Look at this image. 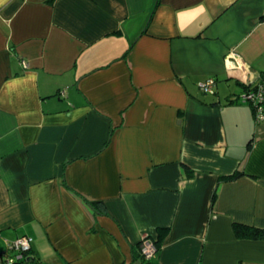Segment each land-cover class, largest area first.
<instances>
[{
	"label": "crops",
	"instance_id": "obj_1",
	"mask_svg": "<svg viewBox=\"0 0 264 264\" xmlns=\"http://www.w3.org/2000/svg\"><path fill=\"white\" fill-rule=\"evenodd\" d=\"M261 78L264 0H0V242L29 238L26 264H264L233 230L264 229V122L238 101Z\"/></svg>",
	"mask_w": 264,
	"mask_h": 264
},
{
	"label": "built area",
	"instance_id": "obj_2",
	"mask_svg": "<svg viewBox=\"0 0 264 264\" xmlns=\"http://www.w3.org/2000/svg\"><path fill=\"white\" fill-rule=\"evenodd\" d=\"M23 66H26L23 63ZM200 92L203 94H212L215 88V80L208 78L198 84ZM242 103L254 106L255 118L258 123L264 122V79H262L253 91L245 92L239 98ZM5 251L0 250V264H26L31 249V240L27 237H21L13 242H7ZM156 252V247L148 236L144 238L140 246V255L145 261L152 258Z\"/></svg>",
	"mask_w": 264,
	"mask_h": 264
},
{
	"label": "trees",
	"instance_id": "obj_3",
	"mask_svg": "<svg viewBox=\"0 0 264 264\" xmlns=\"http://www.w3.org/2000/svg\"><path fill=\"white\" fill-rule=\"evenodd\" d=\"M262 79H264V78H261V80ZM215 85H216V80H215ZM256 86L254 88H252V89L247 88L245 90V92H248V91H251V90L254 91L256 89ZM238 101H240V99H238ZM242 104H245V103H242ZM246 105H248L251 108L255 123L256 124H260V123H258L256 121L255 112H254L255 111L254 106H252L250 104H246ZM262 106H264V104H262ZM238 175H239V173H235L234 175H232L230 177H227V178H224V179L231 180V179L236 178ZM215 198H216V193L214 192L213 195H212L211 207H213V205H214ZM233 230H234V233H235L236 237L238 239H240V240L262 241V242H264V229L250 228V227H245V226H242V225L235 224ZM153 243H154V245L156 247L158 242L157 241H153ZM140 246H141V243L139 244V252H140ZM31 264H41V263L37 262L36 260H31Z\"/></svg>",
	"mask_w": 264,
	"mask_h": 264
},
{
	"label": "rangeland",
	"instance_id": "obj_4",
	"mask_svg": "<svg viewBox=\"0 0 264 264\" xmlns=\"http://www.w3.org/2000/svg\"><path fill=\"white\" fill-rule=\"evenodd\" d=\"M209 95V94H208ZM6 248L3 246V243L0 242V250L3 252Z\"/></svg>",
	"mask_w": 264,
	"mask_h": 264
}]
</instances>
